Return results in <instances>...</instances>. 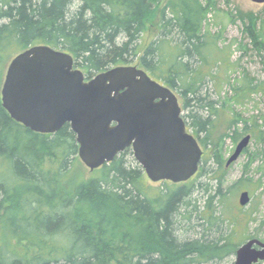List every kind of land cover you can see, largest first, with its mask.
Wrapping results in <instances>:
<instances>
[{"label": "trees", "instance_id": "trees-1", "mask_svg": "<svg viewBox=\"0 0 264 264\" xmlns=\"http://www.w3.org/2000/svg\"><path fill=\"white\" fill-rule=\"evenodd\" d=\"M162 2L0 0L2 70L16 55L37 45L73 55L75 67L88 80L138 62L180 96L187 128L205 149L191 180L165 182V188L154 194L132 149L86 180L75 174L79 145L69 125L55 134L32 132L10 118L0 97V157L7 159L16 179L0 183V240L5 247L0 264H220L246 240L257 208L245 211L236 204L226 208L225 202L233 190H252L251 181L244 176L224 187L227 161L223 145L215 142V130L226 106H219L207 90L211 81L225 84L217 81L215 69L223 68L228 77L234 66L231 49H220L219 37L203 31L217 4L170 0L160 13L158 38L141 53L142 35ZM238 16L252 44L262 50L264 18L243 12ZM1 76L0 72V86ZM257 90L258 86L245 84L235 89L231 100L239 102ZM231 116L236 124H245L239 135L258 132L264 139L257 120ZM209 162L218 168L213 171ZM204 176L208 182L201 185ZM197 184L204 188L205 209L194 206L191 212ZM28 211L33 223L25 230L16 218ZM194 213L200 236L181 239L183 221L190 223ZM69 238L71 248L62 246L61 241ZM23 242L29 245L23 247Z\"/></svg>", "mask_w": 264, "mask_h": 264}, {"label": "water", "instance_id": "water-1", "mask_svg": "<svg viewBox=\"0 0 264 264\" xmlns=\"http://www.w3.org/2000/svg\"><path fill=\"white\" fill-rule=\"evenodd\" d=\"M264 5V0H251ZM10 118L40 134H55L69 125L79 145L78 157L95 171L132 149L154 183H186L199 171L204 151L188 130L176 93L144 69L122 65L88 80L73 55L48 45L16 55L7 67L1 90ZM245 136L229 157L228 168L243 155ZM250 193L240 194L246 207ZM264 262V242L246 241L234 264Z\"/></svg>", "mask_w": 264, "mask_h": 264}, {"label": "rangeland", "instance_id": "rangeland-1", "mask_svg": "<svg viewBox=\"0 0 264 264\" xmlns=\"http://www.w3.org/2000/svg\"><path fill=\"white\" fill-rule=\"evenodd\" d=\"M169 2L170 0H163L155 17L147 23L146 30L142 35L140 42L141 53H143L144 49L153 40L158 38L160 34V13ZM203 2L205 3V0H203ZM215 2L217 4L216 10L207 15L203 31L219 37L220 49L226 50L228 47L231 49L230 53L232 54V64H234V66H231L232 73H228L229 80L223 68L214 70V73L218 78L217 81H225V84L219 86L215 84V81H211L207 87V90L213 97V100L216 102L218 101L219 106H222V104L226 106L223 108V114H221L217 120L215 142L223 145V153L225 154V161H227L235 151L238 143L245 136H252L247 150L237 162L227 168L228 173L224 185L227 189V187L232 186L242 177L247 176L251 181V189L254 191V193H252V190L242 188L233 190L232 194L227 196V200L225 202L226 208H231L235 204L240 207V194L244 191H248L250 193L251 201L245 207V211H252L257 208L252 216L253 222L248 227L246 240L241 243V247L250 239H258L264 242V139H260L258 132L239 135L243 131L245 124L242 122H240V124H236V120L233 119L231 115H243V117L247 120H257L258 125L261 126L264 131V48L262 50L255 48L251 40L246 35L245 25L238 15L240 12H243L245 14H258L264 18V5L255 4L251 0H215ZM226 51L228 52V50ZM9 63L5 65L3 70L0 67V72L2 73L0 97ZM132 65L139 67L138 62ZM194 66L196 65L194 64ZM248 83L258 86L257 92L252 94V96H248V98L244 100H239V102L231 100V98L236 95L235 89L243 87V85ZM178 98L183 109L182 99L180 96H178ZM185 115H187V112L183 109V117ZM189 131L193 133L191 129ZM202 149L205 152L203 147ZM252 160H254L253 163H251ZM211 162H209L208 166H211L214 171V169L218 167L217 165L211 164ZM75 164L77 167L75 174L79 175V177L84 176L86 180H89L90 178L98 176L99 170L90 171V169L82 163L79 157H77ZM144 178L147 180L151 194L165 188V182L154 183L148 179L146 174ZM15 180L13 169L8 168L7 159L0 157V183L6 182L7 184H11ZM200 181L201 185H204L208 182V179L204 176ZM211 183L212 185H215L214 182ZM197 185V190L192 200L193 206L189 208L191 212L194 206L201 207V210L203 211L205 209V201L203 198L204 188H201L200 184ZM194 215L195 213L193 214L192 221H190V223L187 222V220L183 221L181 239H193L200 236L197 234L198 232H201L202 229L196 226L197 220L195 218L197 216L195 217ZM32 216L33 215L29 211L24 217L18 216L16 218L18 225L21 228H25V230H29L31 224L33 223ZM61 242L62 246L67 248H71L73 244L70 238L63 239ZM22 244L23 247L29 245L27 242H23ZM0 249H2L0 252L3 251L4 253L5 247L2 240H0ZM33 249L31 250L33 251ZM20 250L21 249H16V253ZM235 261L236 252L220 264H234ZM258 264H264V262H260Z\"/></svg>", "mask_w": 264, "mask_h": 264}]
</instances>
